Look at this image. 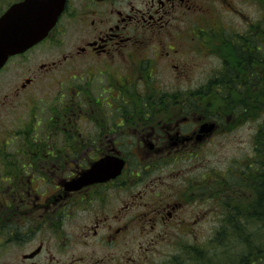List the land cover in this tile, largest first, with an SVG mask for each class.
I'll return each mask as SVG.
<instances>
[{
	"label": "flooded vegetation",
	"instance_id": "flooded-vegetation-1",
	"mask_svg": "<svg viewBox=\"0 0 264 264\" xmlns=\"http://www.w3.org/2000/svg\"><path fill=\"white\" fill-rule=\"evenodd\" d=\"M16 1L0 0V15ZM215 4L264 9V0H66L47 37L0 69L25 74L9 88L25 119L0 142V249H17L14 264H140L143 245L170 227L202 224V195L214 196L203 209L215 217L221 193L230 209L253 196L238 180L202 175V147L248 124L228 109L239 87L250 98L264 83V30L253 15L242 30L210 17ZM40 47L58 56L26 58ZM204 58L217 63L202 75ZM39 80L55 91L25 93Z\"/></svg>",
	"mask_w": 264,
	"mask_h": 264
},
{
	"label": "rangeland",
	"instance_id": "rangeland-1",
	"mask_svg": "<svg viewBox=\"0 0 264 264\" xmlns=\"http://www.w3.org/2000/svg\"><path fill=\"white\" fill-rule=\"evenodd\" d=\"M206 8L208 9L210 17L218 18L217 20H220L222 23L225 22L228 24L232 22L233 27L239 30H242L243 26L245 25V20L248 18V16L253 15L255 19L256 29H260V31L264 30V9H262L261 7L239 4L236 6L238 13H231L224 5L219 4L206 6ZM65 26L66 32L63 36L65 40L64 46H70L75 41L73 36V28L68 20L65 21ZM257 39L259 40L260 38L257 37ZM256 41L257 40L253 39V42ZM35 55L36 60L42 58L41 60L45 59L46 62H50L58 56V52L53 48L40 47L36 51L29 54L26 58L29 57L32 60ZM259 57L261 58L262 55L260 54ZM204 60V64L202 60V75L204 71H207L209 67H213V65L217 63L215 59L211 58H204ZM18 61V59H15L12 62ZM5 73H2L0 75V78H2V81H0V94H8V98L5 99L6 103L4 104V106H0V142L4 139L3 135L5 134H3V132H5L7 135V129L12 127L10 126V122L19 123L23 122V120L25 119L24 116H21V114L23 113L22 107H19L17 106V104H15L18 99H21V97L19 96L18 98H15L17 99L15 101V99L13 100L14 94L10 95L11 92L9 91L10 85H14V82H19L23 75L25 76V74L24 72H21L20 68H18L16 65H12V68H10L6 74ZM25 73L27 74V72ZM46 81L48 80H39L30 90L26 91L25 93H35L36 90L39 95L53 93L55 91V88L45 87ZM210 99L211 98H208L207 101L210 102ZM18 103H20V101H18ZM208 104L209 103H207V105ZM217 104H219V102H214L213 106H211L210 108L217 109ZM253 132V125L251 123H248L243 127L234 130L229 135L218 137L213 140L211 144L203 146L201 154L202 175H204V177L208 179L210 177H213L215 174H223L226 180L229 181L230 186L234 185V183L237 184V180L239 179L234 175V171H232V164L236 163V161L243 155H247L248 157L252 156ZM204 191L207 193L211 192V190L207 188ZM227 194L230 195V193H227L226 191L225 195ZM225 195L223 194L222 197L221 193L222 207L218 209H225V207H228V209H230L228 198ZM211 201H214V196L202 195V211H204L206 215L202 217V224L198 226V228L190 232L188 231L189 229H178L170 227L169 229H167L163 240L156 241L152 246L143 245V260L140 264H193L192 261H185L184 263H181L186 258H193L196 261H202L203 264V261L206 262L204 259H208L209 257L212 258L213 263L219 264L218 260L221 259V256H218L219 248L217 247V240L214 239L215 237H218L216 226L217 223L220 222V218L215 217L213 213H210L209 209H203V207H206ZM218 216H221L222 218V210L221 212H218ZM77 221H79L78 218L68 221V223L71 224L68 234L74 233L75 229L78 228L76 224ZM70 238L73 239L74 237ZM78 239L80 240L81 238L79 237ZM202 245H204L205 248L210 252V254H208L206 258H200L197 256V254L191 252L188 249L189 247H202ZM94 248L97 252L102 251L101 248L97 247L96 245ZM91 249L92 248L89 246L85 248L79 246L78 254L82 255V251L86 254H92V252H89V250ZM215 249H217L218 252L216 255H213L212 253ZM16 250L17 249L14 247H11L10 249H0V252L3 254L0 256V264H14L17 259ZM93 252L96 253L95 251ZM96 256L98 257L97 253ZM172 261L174 263H172Z\"/></svg>",
	"mask_w": 264,
	"mask_h": 264
},
{
	"label": "trees",
	"instance_id": "trees-1",
	"mask_svg": "<svg viewBox=\"0 0 264 264\" xmlns=\"http://www.w3.org/2000/svg\"><path fill=\"white\" fill-rule=\"evenodd\" d=\"M244 88V85L239 87V99L232 101L228 109L245 111L242 117L247 119H243V123L253 125L252 156L243 155L236 161L240 167L238 181L243 189L251 190L253 196H241L238 209H222L216 229L218 237L214 239L219 248L218 256H221L219 264H264V83L251 87L250 98L241 95ZM188 249L198 257L202 255L200 258L210 254L204 245ZM217 252L215 249L212 254ZM204 260L203 264H216L211 257ZM185 261L202 264L193 258L181 263Z\"/></svg>",
	"mask_w": 264,
	"mask_h": 264
},
{
	"label": "water",
	"instance_id": "water-1",
	"mask_svg": "<svg viewBox=\"0 0 264 264\" xmlns=\"http://www.w3.org/2000/svg\"><path fill=\"white\" fill-rule=\"evenodd\" d=\"M65 0H22L0 16V67L8 57L43 39L54 25Z\"/></svg>",
	"mask_w": 264,
	"mask_h": 264
}]
</instances>
